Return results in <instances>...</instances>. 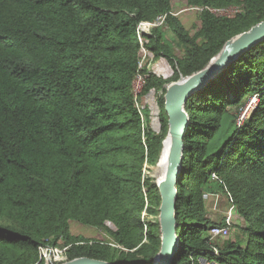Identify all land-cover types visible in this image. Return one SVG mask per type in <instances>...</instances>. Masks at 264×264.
Instances as JSON below:
<instances>
[{"label":"trees","instance_id":"1","mask_svg":"<svg viewBox=\"0 0 264 264\" xmlns=\"http://www.w3.org/2000/svg\"><path fill=\"white\" fill-rule=\"evenodd\" d=\"M184 1L237 12L202 11L190 36L170 15L172 0H0V264H37L45 245L70 246L67 261L152 263L158 224L145 231L141 213L145 195L148 214L158 215L164 86L201 70L225 42L264 20V0ZM160 15L166 29H151L143 47L148 63L164 60L171 73L138 72L141 96L160 93L155 133L132 89L136 27ZM251 97L255 105L238 124ZM185 111L172 264H264V42L190 96ZM216 193L231 198L244 245L210 242L208 230L223 220H208L204 200ZM71 221L105 232L127 252L72 235Z\"/></svg>","mask_w":264,"mask_h":264},{"label":"water","instance_id":"2","mask_svg":"<svg viewBox=\"0 0 264 264\" xmlns=\"http://www.w3.org/2000/svg\"><path fill=\"white\" fill-rule=\"evenodd\" d=\"M264 42V20L252 26L248 31L238 34L225 42L220 52L201 70L187 77L180 76L176 82L164 86L163 111L167 119L166 137L171 141L164 180L155 184L159 207L157 224L160 235L158 253L151 264H172L180 248L176 234L177 181L183 163L184 138L190 122L185 111L187 99L215 79L244 53ZM229 44L228 48L225 46ZM63 264H115L89 258H76Z\"/></svg>","mask_w":264,"mask_h":264},{"label":"rangeland","instance_id":"3","mask_svg":"<svg viewBox=\"0 0 264 264\" xmlns=\"http://www.w3.org/2000/svg\"><path fill=\"white\" fill-rule=\"evenodd\" d=\"M237 12L236 8H229L226 10H216L214 12V15L218 16H230ZM199 11L190 9L184 0H172V9L170 14L177 18L179 22L183 25V27L187 30L190 36H193L198 29L200 28V21H199ZM174 55L176 57H181L182 52L177 47H174ZM148 72H151L152 74L167 77L171 73V69L168 66V64L164 60H157L154 62L148 63L147 66ZM143 84L136 79L133 81V96H135V101L137 108L142 112L143 110H148L149 117H148V126L150 129L158 133L159 132V123H158V110H157V104L156 100L160 96V93L155 94L153 91L149 92L145 96H141V90H142ZM253 100L254 97H251L247 102L244 104V108L242 109L241 113L249 114L251 109L253 108ZM159 177V175H158ZM157 177V180H158ZM215 196H218L219 201H221L220 210L217 211L220 213V215H214V212H209V215H207L208 220L211 222L217 223V218L220 216L224 217V214L229 211V202L227 197L220 193L212 194ZM217 214V213H216ZM231 219H230V227H229V233L226 238L220 239L216 242V245L222 246L224 242L232 240L233 242L240 243L244 245L245 240L244 236L240 232V227L244 226V223L241 219L238 218L236 215V212L233 210L231 211ZM157 222V219H153V222L150 221L151 224H155ZM70 227V233L72 235H80L84 238H87L92 241L100 242L103 244H106L107 242L110 243V237L102 231L94 230L85 226H82L76 222L71 221L69 224Z\"/></svg>","mask_w":264,"mask_h":264},{"label":"built area","instance_id":"4","mask_svg":"<svg viewBox=\"0 0 264 264\" xmlns=\"http://www.w3.org/2000/svg\"><path fill=\"white\" fill-rule=\"evenodd\" d=\"M190 9L199 11L200 13L202 11H207L210 13L216 12V10L210 9L207 7L190 8ZM165 18H166V15H160L153 22H141L136 27V34H137L138 43L140 46V61L137 65V75L135 77H136V79H138L141 82V84H143V79L138 72L143 70V68L145 66H148V61L150 58L149 53H147V51L143 47V43H144L143 37L145 35H148L150 30L153 28L166 29V27L164 25ZM132 92H133V89H132ZM133 97L135 100V96H133ZM255 102H256V98L254 97L253 107L255 105ZM135 105H136V101H135ZM136 108H137V105H136ZM138 111H140V110L138 109ZM247 116H248V114L241 113L239 118L237 119V123L240 124V122L244 118H246ZM149 167L150 166H149L148 162L145 161L143 164L142 170H141L142 180H144L143 179V172ZM211 178L213 180L217 179V177L214 174L211 175ZM143 193H145L144 189H143ZM227 199L229 202V211L224 214V217L222 219L223 225H221L219 227H211L207 232V234H208L207 236H208L210 242H212L213 244L215 242H217L218 240L226 238L228 236L229 227L231 224V222H230L231 214L230 213L232 210L234 212H236L235 208L232 204V200L228 195H227ZM150 208L151 207L149 206L148 200H147L146 196L144 195V209L141 213V221L143 223L145 231H146V226L150 223V221L153 222V219L155 218V217L150 216L148 214L147 210ZM155 219H157V217ZM110 240H111L110 243L107 242L106 245L109 246L111 249H114L117 252H127L125 249L121 248L118 244H116L111 238H110ZM69 248H70V246H66V247H51V246H46V245L40 246L38 248V263H40V264H63L65 262H67V251L69 250ZM212 253H213V255H217L216 247H213Z\"/></svg>","mask_w":264,"mask_h":264},{"label":"bare ground","instance_id":"5","mask_svg":"<svg viewBox=\"0 0 264 264\" xmlns=\"http://www.w3.org/2000/svg\"><path fill=\"white\" fill-rule=\"evenodd\" d=\"M228 46L229 44L225 46V49H227ZM170 144L171 141L169 140V138L165 137L164 141L162 142V149L157 165L159 177L158 180H156V184H160L164 180L168 157H169Z\"/></svg>","mask_w":264,"mask_h":264},{"label":"crops","instance_id":"6","mask_svg":"<svg viewBox=\"0 0 264 264\" xmlns=\"http://www.w3.org/2000/svg\"><path fill=\"white\" fill-rule=\"evenodd\" d=\"M220 202L221 201H219L218 196L212 194L205 196L204 204H205L206 217L207 215H209V212L211 213V211L214 212V215H220V213L217 211L221 206ZM222 219H223V215L222 217L220 216L219 218H217V223H220Z\"/></svg>","mask_w":264,"mask_h":264}]
</instances>
